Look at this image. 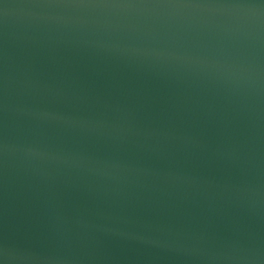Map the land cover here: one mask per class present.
<instances>
[{"label":"water","instance_id":"1","mask_svg":"<svg viewBox=\"0 0 264 264\" xmlns=\"http://www.w3.org/2000/svg\"><path fill=\"white\" fill-rule=\"evenodd\" d=\"M0 264H264V0H0Z\"/></svg>","mask_w":264,"mask_h":264}]
</instances>
